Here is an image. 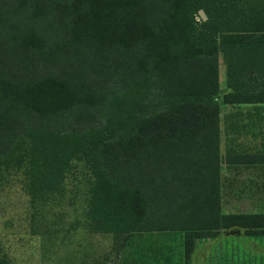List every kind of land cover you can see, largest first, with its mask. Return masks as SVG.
I'll return each mask as SVG.
<instances>
[{"label":"trees","instance_id":"trees-1","mask_svg":"<svg viewBox=\"0 0 264 264\" xmlns=\"http://www.w3.org/2000/svg\"><path fill=\"white\" fill-rule=\"evenodd\" d=\"M217 98L264 120V0H0V192L20 182L33 233L79 162L87 233L183 231L185 264L197 236L264 235L221 211Z\"/></svg>","mask_w":264,"mask_h":264},{"label":"rangeland","instance_id":"rangeland-1","mask_svg":"<svg viewBox=\"0 0 264 264\" xmlns=\"http://www.w3.org/2000/svg\"><path fill=\"white\" fill-rule=\"evenodd\" d=\"M219 96L224 90V75L218 65ZM219 104L220 129V207L223 213H264V164L255 168L225 163V153L264 154V120H252L251 125L241 127L249 106ZM240 112V113H239ZM242 112V113H241ZM259 113L264 115L262 109ZM242 114V116H241ZM261 130V131H260ZM65 181V194L57 205L51 207L46 220L53 213L62 217L55 226L56 232L33 233L29 196L23 192L20 182L0 192V262L3 264H78L76 260L80 241L86 242L88 259L94 262L93 252L100 242L99 235L86 233L85 167L75 163ZM88 220V218H87ZM41 226L39 225H34ZM54 226L51 225V228ZM85 232V233H84ZM96 234V233H95ZM100 234V233H97ZM117 241L133 242L134 264H185L183 257V231L134 230L117 233ZM260 238V242L256 240ZM101 238V237H100ZM106 240V239H105ZM264 235L248 236L241 228L217 229L214 234L196 237L187 264H256V257H264ZM91 246L94 247L92 250ZM72 258V259H70ZM75 259V261L73 260ZM63 261V263H62ZM264 262V260H262ZM121 262V261H119ZM120 264V263H119Z\"/></svg>","mask_w":264,"mask_h":264},{"label":"crops","instance_id":"crops-1","mask_svg":"<svg viewBox=\"0 0 264 264\" xmlns=\"http://www.w3.org/2000/svg\"><path fill=\"white\" fill-rule=\"evenodd\" d=\"M242 116V114H241ZM246 121L249 122L247 124H243V126L241 127H247L249 125H251V121L252 120H260L261 116H257L255 117V115L253 114H247L245 113L244 116ZM85 233V232H84ZM87 233V232H86ZM91 234V233H88ZM94 235H99V240L100 242L97 243V247L96 249H94L93 246H91L92 250L94 249L93 252V258H94V262H99L100 264H134L133 258H132V251L128 253V248L130 247V249H132L133 246V242L127 241L125 240L124 242L121 241H117L118 237L117 234H113V233H100V234H95ZM101 237V238H100ZM260 238L259 237L256 241L260 242ZM106 239V240H105ZM81 244H79L78 251H77V256L76 260L78 261V264H85L86 260L88 259V255L89 253H92L90 249H88L87 252V246H86V242H82L80 241ZM264 245V242H262ZM72 259V258H70ZM75 261V259H73ZM256 264H264V262L262 260H264V257L261 258V256L256 257ZM121 261V262H119ZM242 264L244 262V259L241 260ZM63 263V261H62Z\"/></svg>","mask_w":264,"mask_h":264},{"label":"water","instance_id":"water-1","mask_svg":"<svg viewBox=\"0 0 264 264\" xmlns=\"http://www.w3.org/2000/svg\"><path fill=\"white\" fill-rule=\"evenodd\" d=\"M197 14H198V16L200 17L201 20H205L206 19V15H205V13L203 12L202 9H198L197 10Z\"/></svg>","mask_w":264,"mask_h":264}]
</instances>
